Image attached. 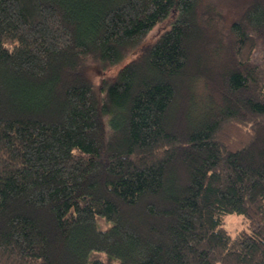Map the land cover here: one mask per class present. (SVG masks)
<instances>
[{"label":"trees","instance_id":"1","mask_svg":"<svg viewBox=\"0 0 264 264\" xmlns=\"http://www.w3.org/2000/svg\"><path fill=\"white\" fill-rule=\"evenodd\" d=\"M0 264H264V0H0Z\"/></svg>","mask_w":264,"mask_h":264},{"label":"rangeland","instance_id":"2","mask_svg":"<svg viewBox=\"0 0 264 264\" xmlns=\"http://www.w3.org/2000/svg\"><path fill=\"white\" fill-rule=\"evenodd\" d=\"M243 0H222V5L224 7V11L228 18H232L236 15V11L240 8ZM166 27L165 22L156 26L152 32L149 34V40L152 39L155 35H157L161 30ZM119 64L113 65L110 67H100L98 65H92L89 67L88 75L92 79L93 83H96L101 77L111 78L113 73L117 70ZM226 228L231 232H236L245 227V221L240 214H227L226 215Z\"/></svg>","mask_w":264,"mask_h":264}]
</instances>
